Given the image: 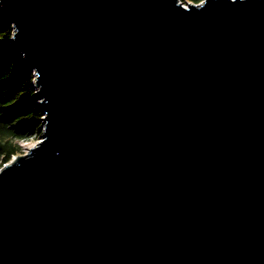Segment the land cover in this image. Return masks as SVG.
<instances>
[{
	"label": "water",
	"instance_id": "obj_1",
	"mask_svg": "<svg viewBox=\"0 0 264 264\" xmlns=\"http://www.w3.org/2000/svg\"><path fill=\"white\" fill-rule=\"evenodd\" d=\"M41 139L0 167V264H264V0H0Z\"/></svg>",
	"mask_w": 264,
	"mask_h": 264
},
{
	"label": "trees",
	"instance_id": "obj_2",
	"mask_svg": "<svg viewBox=\"0 0 264 264\" xmlns=\"http://www.w3.org/2000/svg\"><path fill=\"white\" fill-rule=\"evenodd\" d=\"M12 31L11 24L0 21V167L20 152V139L41 133V113L32 97L34 73L24 67L18 51L8 46Z\"/></svg>",
	"mask_w": 264,
	"mask_h": 264
},
{
	"label": "rangeland",
	"instance_id": "obj_3",
	"mask_svg": "<svg viewBox=\"0 0 264 264\" xmlns=\"http://www.w3.org/2000/svg\"><path fill=\"white\" fill-rule=\"evenodd\" d=\"M192 2V1H191ZM190 2V3H191ZM41 139L40 135H36L32 133L29 135L28 138H23L18 141L19 147H21V150L19 153L13 154L9 160H11L14 156L20 155L22 153V150H24V154H26L31 147H33V144H37V142Z\"/></svg>",
	"mask_w": 264,
	"mask_h": 264
}]
</instances>
